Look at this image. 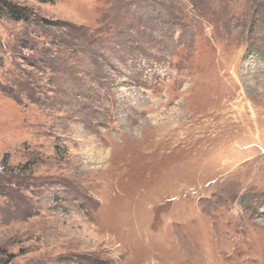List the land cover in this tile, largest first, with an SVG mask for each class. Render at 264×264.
Listing matches in <instances>:
<instances>
[{"label": "rangeland", "instance_id": "374dc122", "mask_svg": "<svg viewBox=\"0 0 264 264\" xmlns=\"http://www.w3.org/2000/svg\"><path fill=\"white\" fill-rule=\"evenodd\" d=\"M0 264H264V0H0Z\"/></svg>", "mask_w": 264, "mask_h": 264}, {"label": "trees", "instance_id": "16d2710c", "mask_svg": "<svg viewBox=\"0 0 264 264\" xmlns=\"http://www.w3.org/2000/svg\"><path fill=\"white\" fill-rule=\"evenodd\" d=\"M11 16H13V18L16 20H20L22 19L23 13L21 10H14V11L12 10Z\"/></svg>", "mask_w": 264, "mask_h": 264}]
</instances>
